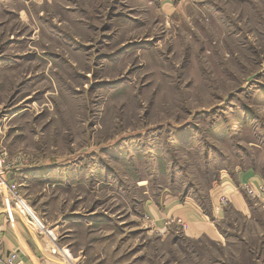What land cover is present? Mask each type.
<instances>
[{"label": "rangeland", "instance_id": "obj_1", "mask_svg": "<svg viewBox=\"0 0 264 264\" xmlns=\"http://www.w3.org/2000/svg\"><path fill=\"white\" fill-rule=\"evenodd\" d=\"M167 1L0 0V164L47 264L46 228L82 264H264L243 214L192 237L148 212L264 176V0Z\"/></svg>", "mask_w": 264, "mask_h": 264}, {"label": "crops", "instance_id": "obj_2", "mask_svg": "<svg viewBox=\"0 0 264 264\" xmlns=\"http://www.w3.org/2000/svg\"><path fill=\"white\" fill-rule=\"evenodd\" d=\"M135 1L140 2L142 0ZM163 1L169 8L170 2ZM246 183L258 186L264 183V176L252 167L237 168L236 172L231 175L222 173L220 181L213 186L214 189L211 191L209 211H206V208L203 209L195 201H180L178 196H167L169 198L163 197L160 201L162 207L158 204H149L148 212L153 218L152 220H155L165 230L172 228L177 223L176 221L181 219L187 228V234L192 237L204 234L219 236L222 229L219 227L227 219L228 214L233 212L246 216L243 226L253 223L259 228V232L264 233V218L259 217L260 215L257 214L258 207L255 205V201L264 205V197L249 196L242 187ZM2 195L0 193V219L4 229L5 252L17 249L23 264H47V261H44V250L40 246V242L38 243L34 234H31L34 243L29 242L22 230V226H26L25 214L21 216L19 213H15L14 221L10 222L4 208V200L6 199ZM255 214L257 217H252ZM0 264H3L1 259Z\"/></svg>", "mask_w": 264, "mask_h": 264}, {"label": "built area", "instance_id": "obj_3", "mask_svg": "<svg viewBox=\"0 0 264 264\" xmlns=\"http://www.w3.org/2000/svg\"><path fill=\"white\" fill-rule=\"evenodd\" d=\"M1 160L2 158L0 159V162ZM3 186L7 188L8 195L10 196V199H8V196L6 195L5 199H7V201L5 202L4 200L5 213L7 214L9 221L13 222L14 214L16 213L13 207H17L20 200L22 201L23 199H22L20 192H18L16 188V184H11L10 181L3 174V170L0 164V189H1L0 192L1 191L3 192ZM242 187L249 196H252L255 198L264 197V183H261L258 186H254L252 184L246 183V184H243ZM9 201H10V204H9ZM11 201L13 202V204L11 203ZM178 221L182 222L181 219H179ZM182 224L184 223L182 222ZM3 231H4L3 223L0 219V259L2 260V263L3 264H22V260L20 258V252L17 249L9 250L7 253L5 252V244H4L5 242H4ZM43 233L46 235V239L43 241L44 244L49 245V246L51 245L49 247V250L50 251L52 250L53 253H57L58 255L63 257V261L66 264H82V262H80L77 258H73L70 253L67 252V254H63L59 247L58 248L54 247L56 245L57 235L54 233L53 229L46 228L44 229Z\"/></svg>", "mask_w": 264, "mask_h": 264}, {"label": "bare ground", "instance_id": "obj_4", "mask_svg": "<svg viewBox=\"0 0 264 264\" xmlns=\"http://www.w3.org/2000/svg\"><path fill=\"white\" fill-rule=\"evenodd\" d=\"M3 191H8L7 190V188L5 187V186H3ZM8 195V194H7ZM8 198H10V196L8 195ZM27 207V209H28V211H30L34 216H35V214L33 213V211H32V209L30 208V207H28V206H26ZM51 246V245H50ZM49 245H46V244H44V248L46 249V250H49V247H50ZM57 260V259H56ZM58 261V260H57Z\"/></svg>", "mask_w": 264, "mask_h": 264}]
</instances>
